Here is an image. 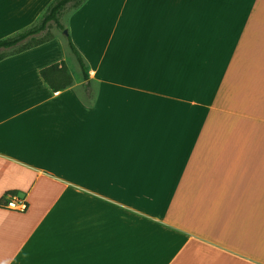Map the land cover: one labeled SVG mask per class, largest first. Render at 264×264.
Wrapping results in <instances>:
<instances>
[{"label":"crops","instance_id":"crops-1","mask_svg":"<svg viewBox=\"0 0 264 264\" xmlns=\"http://www.w3.org/2000/svg\"><path fill=\"white\" fill-rule=\"evenodd\" d=\"M120 1L64 12L88 82L58 35L0 62V264H264V0Z\"/></svg>","mask_w":264,"mask_h":264},{"label":"trees","instance_id":"trees-1","mask_svg":"<svg viewBox=\"0 0 264 264\" xmlns=\"http://www.w3.org/2000/svg\"><path fill=\"white\" fill-rule=\"evenodd\" d=\"M85 1L86 0H53L31 27L24 29L21 33L18 32L8 38L0 40V62L6 58L22 54L54 40L55 36L49 33V29L55 26L63 32L65 27L61 23V17L64 12L80 8ZM39 35H42V37ZM66 36L70 51L80 65L84 80L88 82L90 77L89 70L84 59L70 37L68 35ZM67 68L66 63L62 62L41 70V77L53 92L64 91L74 84L73 76ZM86 88H89V83L86 84Z\"/></svg>","mask_w":264,"mask_h":264},{"label":"rangeland","instance_id":"rangeland-1","mask_svg":"<svg viewBox=\"0 0 264 264\" xmlns=\"http://www.w3.org/2000/svg\"><path fill=\"white\" fill-rule=\"evenodd\" d=\"M121 3H122V0L118 4L119 8L121 7ZM70 16H69V13H64L62 18H61V21L68 27L63 32L61 30L57 29L55 26H52L49 29V33L53 34L54 36L55 35L60 36L64 47H66V45H67L64 42V41H67V36L65 35V31H67V35H70L69 29L73 28V25H75V23H76L75 20H73L72 22L70 21ZM124 18H125V15H124ZM124 18H122V20L118 21V23H117L118 26L122 24ZM115 21H116V19H115ZM111 31H112V27H110L109 31L107 32L106 38L105 39L104 38L103 39L102 38L99 39L98 40V45L96 46L97 50H99L100 54H103V52L106 50V56L104 57L103 66H105V64L107 63V60L110 57L111 53L113 52V48L115 46V40H114V41H112V43H110V46L107 47L108 36H110ZM117 33H118V31L116 30V34ZM39 36L42 37V35H39Z\"/></svg>","mask_w":264,"mask_h":264},{"label":"built area","instance_id":"built-area-1","mask_svg":"<svg viewBox=\"0 0 264 264\" xmlns=\"http://www.w3.org/2000/svg\"><path fill=\"white\" fill-rule=\"evenodd\" d=\"M4 208L10 211L25 212L28 208V205L24 198L17 194H13L8 196Z\"/></svg>","mask_w":264,"mask_h":264},{"label":"water","instance_id":"water-1","mask_svg":"<svg viewBox=\"0 0 264 264\" xmlns=\"http://www.w3.org/2000/svg\"><path fill=\"white\" fill-rule=\"evenodd\" d=\"M65 35H67V31H65Z\"/></svg>","mask_w":264,"mask_h":264}]
</instances>
